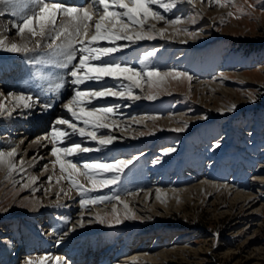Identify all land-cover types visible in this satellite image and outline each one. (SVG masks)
<instances>
[{
	"label": "rangeland",
	"instance_id": "obj_1",
	"mask_svg": "<svg viewBox=\"0 0 264 264\" xmlns=\"http://www.w3.org/2000/svg\"><path fill=\"white\" fill-rule=\"evenodd\" d=\"M83 1L80 5L89 2ZM241 7L243 14L237 10ZM229 11L233 12L232 17L227 15ZM166 15L196 16L195 25L184 26L199 32L198 37L194 40L183 34L171 40L157 37L116 53L112 59L139 67L142 54L157 49L149 58V66L190 73L192 80L183 78L181 86L185 88L189 84L191 92L181 90L183 87L176 84H166L155 100L108 98L99 101V105H119L120 115L116 119L122 128L100 132L118 139L106 148L74 158L82 165L86 161L138 157L119 185L82 197L65 179L70 191L66 200L36 209L25 201L27 194L42 197L41 190L34 193L35 187L47 185L49 173L54 171L50 169L51 159H44L50 155L52 146L43 137L44 133L50 134L53 116L46 120L44 130L34 129L30 134V138L42 136L43 143L36 152L37 158L28 166V172L38 178L30 190L15 181V174L8 175L7 169L0 167V246L7 242L21 243V254L25 257L17 264L29 258L34 264H39L41 259L44 264H58L57 258L59 264H73L78 256L82 258L80 264H264V0H233L226 7L209 5L208 0L180 2ZM8 17L6 14L0 17V39L16 42L17 30L11 28L13 21H7ZM184 40L187 42L182 43ZM6 70L11 75L14 73L12 78L5 79ZM0 72L1 80L13 84L14 93H32L33 98L38 95L44 98L42 105L48 103L62 108V102L73 94L66 69L47 63H29L23 54L0 51ZM199 81L204 84L197 93L192 85ZM207 83L213 86L208 87ZM58 84L63 87L57 88ZM147 87L145 84L144 93L135 90L136 94L145 96ZM233 104L235 110L227 111ZM6 112L0 114L3 118L0 119V150L9 148L4 135L12 139L22 136L11 135ZM11 115L15 117L19 112ZM182 115L186 120L170 122L169 117ZM140 116L151 119L137 123ZM27 125L13 126L12 134ZM176 128L184 131L176 132L173 130ZM119 131L132 135L124 137ZM75 143L93 149L99 147L88 139L78 138ZM217 143L219 147H215ZM168 148L175 151L165 155ZM33 154L35 151L31 150L28 158ZM156 160L159 163H154ZM41 179L47 183L38 182ZM79 180L90 187L85 177L80 176ZM201 181L228 185L231 191L224 193V187H219L221 194L212 190L199 193L194 189L189 196L185 192L170 194ZM159 189L168 190L169 194H159ZM67 191L61 196H66ZM146 193L152 195L144 201ZM237 193L255 197L256 205L252 207V202L246 205L250 200L238 203ZM113 194H119L128 204V214L134 213V219H125L123 205L114 200L87 207L79 203L88 196ZM135 198H139V203H129ZM55 199L56 196L52 198ZM113 204H117L122 223H100L97 214L107 221L112 217ZM81 220L82 227L78 226ZM141 251L155 256L126 261ZM0 264H5L1 255Z\"/></svg>",
	"mask_w": 264,
	"mask_h": 264
},
{
	"label": "snow or ice",
	"instance_id": "obj_2",
	"mask_svg": "<svg viewBox=\"0 0 264 264\" xmlns=\"http://www.w3.org/2000/svg\"><path fill=\"white\" fill-rule=\"evenodd\" d=\"M180 2L191 4L194 0H89L87 5H66L48 0H0V5L8 7L12 14L18 17L12 27L21 37L20 43L0 39V51L23 54L32 64H53L67 70L73 85V94L66 102H62V108L66 110L69 118L58 117L50 129V134H46L44 139L49 140L52 145L50 153L55 159L51 163L54 167L59 165L62 177L75 187L82 197L119 185L126 170L138 159L134 156L111 161H86L82 165L75 162L74 158L80 154L99 151L118 139L116 136L103 135L100 132L102 129L113 130L122 126L116 119L120 115L119 105H99V101L108 98L155 100L169 80H192L190 73L177 68L162 71L158 67L149 66V58L154 56L157 49L145 51L140 58L139 67L127 61L112 59L116 53L140 42L155 40L157 37L172 39L183 34L190 39H196L199 32L189 31L184 25H195L199 12L196 16L186 18L166 15L176 9ZM232 2L233 0H208L209 5L216 4L220 7H226ZM237 10L243 14L242 7ZM227 15L232 17L234 14L229 11ZM160 24L163 26H158ZM181 42L186 43L187 40ZM108 80L115 83L108 85ZM145 84L148 85L146 95L141 97L135 90L145 91ZM56 87L63 85L58 84ZM8 96L14 101V108L32 109L39 106V96L34 99L32 93L26 94L22 91L8 93ZM93 102L99 106H95ZM43 107L47 109L52 105L45 104ZM5 108L6 106L0 103V114ZM235 108L236 105L233 104L227 111H233ZM223 111L225 110L221 109V112ZM8 114L11 115V112ZM173 130L182 132L184 128ZM73 136L94 141L99 147L93 149L71 142ZM215 147H219V143ZM174 151L175 148H168L164 154ZM18 155L16 147L9 146L8 151L0 150V167L6 168L8 175L17 170L15 157ZM154 163H159V160ZM19 171H24L23 160L20 161ZM80 176L86 178L90 187L80 183ZM37 179L31 177L30 181L34 184ZM48 181H52L51 176ZM56 182L60 183V178ZM23 186L27 188L29 184ZM113 200L123 205L125 219L135 218L134 213L128 214L129 206L119 194L88 196L81 198L79 203L82 207H87ZM111 211L112 217L107 221L99 214L97 220L100 223H122L117 204L112 205ZM78 226H83V220ZM57 243H60V240ZM57 262L59 264V258ZM26 264H34V261L29 258ZM39 264H44V260L41 259Z\"/></svg>",
	"mask_w": 264,
	"mask_h": 264
},
{
	"label": "bare ground",
	"instance_id": "obj_3",
	"mask_svg": "<svg viewBox=\"0 0 264 264\" xmlns=\"http://www.w3.org/2000/svg\"><path fill=\"white\" fill-rule=\"evenodd\" d=\"M57 1H59V3H63V4H66V5H80L82 2H84L83 0H57ZM6 8L7 7H4L3 5H0V13H3V15H5V14L9 15V17H8L9 20H7V21H9V22L13 21V23H14L16 21L15 17L11 16L10 12H9L11 10L9 9V11H7L8 9L6 10ZM0 17H1V15H0ZM13 23L10 25L11 28H14V27H12ZM11 28L9 30H11ZM6 36H7V34L5 35L4 38H6ZM172 39H175V38H172ZM16 40H17L16 43H20L21 42V37L18 35ZM167 40H171V39H167ZM8 41H9V39H8ZM9 42L11 43L12 41L10 40ZM31 46L32 45L30 43L29 47H31ZM11 73H12L11 71L6 70L5 75H4L5 79L12 78L14 73L12 75H11ZM1 78H2V76L0 75V93H2V95H0V103L4 104L6 106V108L3 111L2 115H4V113L6 111L9 112V110H10L11 114H13L14 112L15 113L19 112V115H16L15 117H13L12 115H9V120H8L7 123H10V129H8V130L10 131L11 135H13V136L14 135H18V136L22 135L19 139H16V138L12 139L10 136L4 135L3 138L7 137L4 140V142L7 143V146L16 147L17 151L19 153V155L15 157V162L17 164V170L13 172V175L15 174L14 178H17L15 181L20 183L21 184L20 186H22V187H24L23 185L26 184V183L29 184V187H27V189L30 190L31 189V184H32L31 181H30V178L34 177V176L31 175V173L28 172V168H29L28 166H30V164H31L30 161L35 160L34 158H37L36 152H38L40 147L43 146V143L40 141L42 139V136H39V139L38 138H30L31 137L30 134L32 133V131L34 129L35 130L36 129L37 130L38 129H43L44 130V128H46V126L48 124V123H46V120L48 119V117H50V116L52 117L53 116V118L55 117L57 119L58 117H63L65 115L68 116V114L66 113V110H64L63 108H59V107H55V108L51 107V108L45 109L43 107V105L41 104V103H44V98H41L40 96H39V98H40L39 99V106H34L32 109L14 108V101L12 100L11 97L8 96V93H14L13 92L14 91L13 90V84L7 83L5 81V79L1 80ZM182 82H183V78H181L178 81L177 80H169L166 84H170L171 86L176 84V86L182 88L183 87V86H181V85H183ZM203 84H204V82L202 83V82L199 81V82L195 83L192 86H195L197 88L196 91L198 93L199 88H201V86ZM211 85L213 86V84H211V83H207L206 84V86H208V87H212ZM181 90H185V91L191 92L190 91L191 90V86L188 84V86H186L185 88L183 87ZM143 93H144V91H143ZM157 98H158V96H157ZM46 103H47V99H46ZM94 103H96V102H93V104ZM55 118H54V120H56ZM169 118L171 119L170 122H172V120H174V119H176L178 121L179 120L180 121L181 120H186L185 117H183V115L180 116V117L173 116V117H169ZM0 119H3V118L0 117ZM149 119H151V117H149V116H140L137 121H140V122L143 121L145 123ZM189 119H191V117H189ZM26 123L28 125L23 127V128H21V129H24V130H20L18 133H13L12 134L13 126L20 125V124L21 125H25ZM44 134H43V137L45 136ZM118 134H120V135H122L124 137H130L132 135V133L129 134V133H126V132H123V131H119ZM78 138H80V137L79 136H73L71 142H76ZM12 140H14V141H12ZM48 146H52V145H48ZM48 146L45 147L44 149L47 150ZM4 150L8 151L9 148H7V149L5 148ZM31 150H34L35 154H33L30 158H28V153ZM49 154L50 155H48V156H44V159H46V158H48V160L51 159V161H50V163H51L55 159V157H53L51 155V153H49ZM21 160H23V169H24V171H22V172L19 171L20 161ZM50 166H51L50 169H52V168L54 169L53 172L49 173L51 175V177H52L53 183H49V181L47 180L48 184L46 185L45 183H47V182L43 181V179H41L38 182H41V183H43L45 185H43V187H37V186L35 187L36 191H34V193L41 190V192H43L42 197H39V195L31 196V195H28V194L24 197V198H26L25 201L27 203L33 204L35 206V207L33 206L34 207L33 209L40 208L43 205L44 206L50 205V204L52 205L53 202L64 201V200H66V198L70 194V191H67L68 190V186H66V184H65V179L62 177V174H61V172L58 169L59 165L57 164L54 167L53 164H52ZM1 168H3V167H1ZM28 174H30L31 177H29ZM58 178H60V183L56 182ZM219 187L220 188L224 187V190H223L224 193H230V191H231L230 187L228 185H223L222 186L219 183L218 184H214V183H211V182L201 181V182H198V183L194 184L193 186L185 187V188H182V189H180L178 191L170 192V194H172V196H176V195H178L181 192H185V195L189 196L191 194L190 191L193 190V189L197 190L199 193H202V192H204L206 190H212V191H216V192L219 191V194H221L223 192L220 191ZM61 189H63V191H61ZM66 191L68 192L67 195L66 196H61V194L63 192H66ZM167 192L169 194L168 190H163V189H159L158 190L159 194L161 193V194L166 195ZM57 193H59V195H57ZM151 195H152V193H146V195H145L146 197H145L144 201L148 200L151 197ZM55 196H56L57 199L52 200V198L55 197ZM243 197H245L246 199L243 198ZM242 198H243V200H242ZM253 198H255V197H253V196L251 197V196H248V195L246 196V195H243L241 193H237L236 194V199H237L238 203L250 200L246 205H249V203L252 202V203H254V205H252V207L256 205V202H255V200ZM138 199L139 198H135L132 201H130L129 203H132V204L139 203ZM0 247H1L0 255L2 257H4L5 264H8V263L17 264L20 261V258L25 257V256H23L21 254L22 253L21 243H17V245H14V244H12L10 242H7L4 246H0ZM166 253L168 254L170 252H166ZM153 256H155V255H151L150 253H144V252L141 251V252L134 253L133 256L129 257L128 259H126V261L132 262V261H138L140 259L147 260L148 257L154 258ZM76 259L77 260H75V263H73V264H80V260H82V258H80L78 256V258H76ZM155 259H156V257H155ZM21 262L23 264L26 261L21 260Z\"/></svg>",
	"mask_w": 264,
	"mask_h": 264
}]
</instances>
